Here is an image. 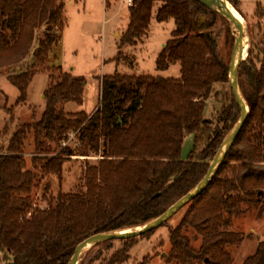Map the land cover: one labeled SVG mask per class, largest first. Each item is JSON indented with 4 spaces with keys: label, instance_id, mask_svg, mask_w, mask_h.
<instances>
[{
    "label": "trees",
    "instance_id": "trees-1",
    "mask_svg": "<svg viewBox=\"0 0 264 264\" xmlns=\"http://www.w3.org/2000/svg\"><path fill=\"white\" fill-rule=\"evenodd\" d=\"M157 1L161 2L157 21H175L157 68L179 63V77L105 75L100 80L99 106L92 113L71 114L62 104H83L85 80L53 66L49 70L56 81L45 92L41 118L18 126L0 150V264H68L83 239L160 216L204 178L238 122L240 108L234 95L222 89L229 84L230 63L210 31L222 16L198 0H132L118 55L124 46H136L146 37ZM227 1L234 7L239 2ZM65 5L66 0H0V72L30 58L27 69L6 75L19 91L17 104L27 100L36 73L45 70L61 40ZM259 17L264 18V5ZM262 24L257 42L251 41L238 70L250 110L248 119L225 163L207 188L186 205L179 224L170 229V264H233L228 247L245 239L241 232L229 229L233 218L241 214L243 204L264 207ZM213 97L214 115L207 117V101ZM189 134L193 150L183 160L184 138ZM30 138L31 168L25 158ZM72 138L76 148L70 144ZM92 153L101 155L95 165L86 167L84 192L60 191L49 199L47 208L35 204L33 191L45 178L57 177L61 187L65 162L74 155ZM50 183H44V195ZM138 238L120 240L123 247L104 264L126 263ZM114 241L99 243L91 251L109 248ZM87 256L80 264L86 263ZM100 257L96 252L89 262ZM243 264H264V241L258 242Z\"/></svg>",
    "mask_w": 264,
    "mask_h": 264
},
{
    "label": "rangeland",
    "instance_id": "rangeland-1",
    "mask_svg": "<svg viewBox=\"0 0 264 264\" xmlns=\"http://www.w3.org/2000/svg\"><path fill=\"white\" fill-rule=\"evenodd\" d=\"M127 3L128 0H66V24L62 40L54 48L52 58L49 59L45 70L36 73L28 90V98L24 103H16L19 91L8 81L6 75L27 69L30 58L19 66L0 72V150H3L18 126L33 123L41 118L46 106L45 92L56 81L53 80L49 70L53 66H60L64 72L85 80L83 104L78 105L72 101L62 104L65 112L71 114L80 111L92 113L99 106L101 102L100 80L105 75L173 77L178 73L179 63L171 64L164 70L157 68L158 56L167 40L172 38L171 35L175 29L173 19L165 22L157 21L156 14L161 5L159 1L155 2L152 21L143 41L136 46H124L123 53L118 55L121 38L130 20ZM230 4L233 6L232 3ZM262 6L260 0H239L237 7L233 6L245 20L244 40L247 42V47L243 52L244 60L252 46L251 41L257 42L260 27L263 25L264 18L259 17ZM210 31L218 37L222 55L230 63L238 30L235 29L233 23L222 16L217 18ZM215 87L222 88L221 85ZM222 89L229 95L232 92L230 84ZM214 106L213 97L207 101L205 111L207 117H213ZM185 137L181 152L183 160L189 157L194 143L193 135L189 134ZM70 144L73 148L78 146L74 138ZM32 154L33 141L30 138L25 148V158L29 168H31ZM100 155L101 153L99 155L92 153L88 156L74 155L69 158L64 164L61 187L57 177L45 178L43 185L33 191L35 204L38 207L47 208L49 199L56 198L60 191L64 193L84 192L86 167L95 165ZM47 181L51 182L50 189L44 195V183ZM241 208V214L233 218V223L229 227L230 230L241 232L245 237L240 244L228 247L233 257V264H243L246 257L254 254L258 242L264 241V207H255L253 204L246 203ZM187 209L188 206L183 207L165 225L147 236L139 237L130 249L129 259L124 264H139L143 260L145 264H170L167 259L170 251L169 231L179 224ZM189 235L194 238L192 232H189ZM199 243L200 240L194 241L195 246ZM122 247L123 242L116 239L109 248L96 247L92 251L88 250L83 259L88 254L85 264H104ZM96 252L101 255L100 259L90 263L89 259L94 257Z\"/></svg>",
    "mask_w": 264,
    "mask_h": 264
},
{
    "label": "water",
    "instance_id": "water-1",
    "mask_svg": "<svg viewBox=\"0 0 264 264\" xmlns=\"http://www.w3.org/2000/svg\"><path fill=\"white\" fill-rule=\"evenodd\" d=\"M204 6L209 9L215 10L217 13L228 19L235 29L238 30V35L235 36V44L232 52L231 61L229 65V84L232 89V93L240 108V118L231 132L227 135V137L223 140L221 146L219 147L217 153L215 154L213 160L210 163L209 169L204 176V178L187 194L182 196L179 200H177L174 204H172L165 212H163L160 216L136 227L114 230L108 232H101L98 234H94L89 236L86 239H83L80 242L74 254L72 255L68 264H80L84 255L88 250H90L95 245L109 241V240H127L134 237H140L143 234L150 232L154 229L159 228L164 223H166L174 214H176L180 209L185 207L191 200L199 196L209 185L213 177L217 174L219 169L226 161V157L228 156L229 150L232 148L235 139L238 137L239 133L245 126V123L248 119L250 110L249 106L245 100V97L242 93L239 84V76L238 70L239 67L244 61L243 52H244V36H245V28L242 22L235 16L229 7V2L227 0H198ZM260 2L264 5V0H260ZM204 20V17H200V23ZM156 194L155 196H157Z\"/></svg>",
    "mask_w": 264,
    "mask_h": 264
},
{
    "label": "bare ground",
    "instance_id": "bare-ground-1",
    "mask_svg": "<svg viewBox=\"0 0 264 264\" xmlns=\"http://www.w3.org/2000/svg\"><path fill=\"white\" fill-rule=\"evenodd\" d=\"M229 7L231 8L232 12L235 14V16L237 18H239V20L242 22L243 25H245V20L243 19V17L239 14V12L229 3ZM245 47H247V42L244 40V52Z\"/></svg>",
    "mask_w": 264,
    "mask_h": 264
},
{
    "label": "crops",
    "instance_id": "crops-1",
    "mask_svg": "<svg viewBox=\"0 0 264 264\" xmlns=\"http://www.w3.org/2000/svg\"><path fill=\"white\" fill-rule=\"evenodd\" d=\"M61 40H62V37H61ZM61 40H60V41H61ZM59 43H60V42H59ZM57 46H58V45H57ZM57 46H56V47H57ZM56 47H55V48H56ZM51 55H52V54H51ZM51 58H52V57L50 56V59H51ZM55 59H57V57H55ZM177 70H178V73H176L173 77H179V76H180V67H179V69H177Z\"/></svg>",
    "mask_w": 264,
    "mask_h": 264
},
{
    "label": "built area",
    "instance_id": "built-area-1",
    "mask_svg": "<svg viewBox=\"0 0 264 264\" xmlns=\"http://www.w3.org/2000/svg\"><path fill=\"white\" fill-rule=\"evenodd\" d=\"M130 3H132V0H128V3L127 4L131 5Z\"/></svg>",
    "mask_w": 264,
    "mask_h": 264
}]
</instances>
